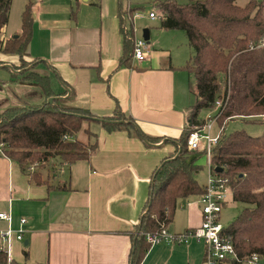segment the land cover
Instances as JSON below:
<instances>
[{
	"label": "crops",
	"instance_id": "0c3cea01",
	"mask_svg": "<svg viewBox=\"0 0 264 264\" xmlns=\"http://www.w3.org/2000/svg\"><path fill=\"white\" fill-rule=\"evenodd\" d=\"M41 1L33 6L34 34L27 58L44 60L57 75L56 92L68 89L64 95L68 97L73 91L71 104L100 116L112 115L119 105L145 134L158 140L147 142L133 131H108L99 122L86 121L84 128L95 136L82 130L78 137L96 143V149L88 159L71 164L51 158L42 169L48 176L42 184L32 182L17 161L1 154L0 212L12 220L0 218V233L10 227L23 229V239L14 234L9 260L16 264H131L134 227L146 210L151 176L164 158L177 154L174 140L190 122L193 105L181 68L185 62L178 58L175 46L148 42L147 59L120 65L123 36L118 0H78L75 16L61 13L62 9H46ZM7 25L3 39L20 33L17 28L6 34ZM0 61L16 65L19 58L0 57ZM18 82L38 88L36 83ZM0 95V99L5 96ZM65 169H69L67 176ZM21 218L27 222L21 224ZM201 222L199 196L192 195L179 200L168 228L184 232ZM3 240L0 235V250ZM205 250L195 238L183 243L163 241L151 244L141 264H205ZM253 264H264V257Z\"/></svg>",
	"mask_w": 264,
	"mask_h": 264
},
{
	"label": "trees",
	"instance_id": "16d2710c",
	"mask_svg": "<svg viewBox=\"0 0 264 264\" xmlns=\"http://www.w3.org/2000/svg\"><path fill=\"white\" fill-rule=\"evenodd\" d=\"M11 5L12 0H0V50L16 54L22 65L6 68L11 70L12 81L35 82L44 98L38 103L24 99L22 105L0 111V155L17 161L32 182L42 184L48 181L42 169L51 158L59 156L62 162L71 164L88 159L96 149V143L89 140L85 145L78 138L82 130L89 137L95 136L84 128L86 121L99 122L108 131H133L147 142L158 140L145 134L119 105L112 115L100 116L71 104L73 91L68 97L64 96L68 89L57 93L51 78L36 69L44 60L27 58L34 34L33 0L23 10L20 33L7 40L2 38ZM156 5L160 8V28L182 30L193 50L190 60L181 66L196 79L197 99L190 123L202 127L206 120L199 118L200 110L215 107L217 100L222 101L216 113L221 127L236 117H257L264 121V47L251 48L264 38V0H249L244 6L236 0H157ZM136 9L118 0L123 36L120 65L132 66L135 30L132 23L127 26V18ZM54 96L57 98L50 103L48 99ZM192 130L188 126L179 138L170 139L178 144L177 154L164 158L151 176L146 210L134 227L131 264H141L151 246L146 233L160 231L173 222L180 199L204 192V185L195 175L202 169L199 161L205 151L189 148ZM211 163L216 173L228 178L233 200L243 204L233 223L224 228L241 258L231 264H242L253 253L264 257V133L253 136L245 130L229 134L221 130L212 147ZM216 167L222 170L217 171ZM24 255L28 256L27 251ZM0 264H15L3 249Z\"/></svg>",
	"mask_w": 264,
	"mask_h": 264
},
{
	"label": "rangeland",
	"instance_id": "374dc122",
	"mask_svg": "<svg viewBox=\"0 0 264 264\" xmlns=\"http://www.w3.org/2000/svg\"><path fill=\"white\" fill-rule=\"evenodd\" d=\"M28 1L29 0H12V5L9 14V21L7 27L5 28L6 34L9 32H15L17 28L19 29L21 28L22 13ZM33 1L35 2L36 0ZM248 1L249 0H236V3L238 5L244 6ZM122 2L124 6L130 5L131 7L137 8L136 9L137 11H134V13L128 16L127 18V26H129L132 23L137 38L142 37L143 30L145 28H148L150 30L151 37L150 40L147 42H149L150 45L152 43H155L157 47L159 44L164 46H175V52H177V54L179 55L178 58L181 59L182 62L187 63L190 60V55L193 50H191L192 48H190L188 44V40L185 36V33L182 30H164L160 28L161 25L160 8L156 5L157 0H122ZM41 3H43L42 5L47 6L46 9L49 8L52 10H54L53 8H56L57 10L62 9V11H60L61 13H63V11H67L68 14H70V16H72L73 12H75L76 14L79 8L78 0H42ZM51 5H53V7ZM151 11L156 12L157 17L155 19L148 18V14ZM0 57L3 58L4 60H8V59L12 60L13 57H16V55L15 54L8 55L0 50ZM10 62L12 63V61ZM2 65L12 66V64L10 63L0 62V66ZM16 65L21 66L22 64L20 62H17ZM30 66L31 64H28V66L26 67L29 68ZM36 69L44 74L45 73L47 75L51 74L52 86L53 88H55L54 90L57 91L56 90L58 83L57 75L51 70H49V68L46 67L45 64H43V62L42 64L38 63ZM185 73H186V82L191 99V105H194L197 99V95L195 94L196 79L194 75L192 73L190 74L187 70H185ZM11 77L12 75L8 68H0V78L11 79ZM15 81L16 82H12L11 80H9L7 82H3L0 80V92H2L6 96V97L5 96L1 97L0 99V111H2L7 107L20 106L22 105L24 99H27L30 102H37V103L43 100L42 98H44V95L41 89L38 87V85L35 86L38 88L27 87V86L24 87L20 82H18L21 80L17 79ZM30 83H35V82H30ZM223 95L224 94L222 93V95L220 96L223 97ZM226 99H228V97ZM216 113H217V109L215 107L203 108L199 112V118L207 120L209 117H214ZM221 130H223L226 134H229L237 130H245L250 135L258 136L264 133V121L263 119L261 120L260 118L257 117H250V118L236 117L228 120L227 123L223 127H221L216 120L211 132L215 135H219ZM78 138L79 140L82 141L83 144L88 145L89 142L88 139H83L80 137ZM55 158L60 159L59 156ZM199 162L202 165V169L195 175V177L197 181L202 185L208 179L210 173V165L207 160V157L204 155ZM65 171H66L65 175L67 176L69 169H65ZM242 207H243L242 203L233 200L232 191L229 190L227 193V202L225 203V205L222 207L221 210V215L219 220L220 224L224 228H227L229 225H231L238 216V214L240 213ZM169 232L180 233V232H175L171 229H169ZM3 247H6L5 241L3 242L2 248Z\"/></svg>",
	"mask_w": 264,
	"mask_h": 264
},
{
	"label": "built area",
	"instance_id": "2783aa9c",
	"mask_svg": "<svg viewBox=\"0 0 264 264\" xmlns=\"http://www.w3.org/2000/svg\"><path fill=\"white\" fill-rule=\"evenodd\" d=\"M148 17L155 19L157 14L155 11H151ZM256 47H264V38L257 44L251 45V48ZM149 52L150 47L147 40L143 36L137 38L135 35L133 59L143 61L148 58ZM221 105L222 101L217 100L215 108L218 109ZM216 120V115L209 117L202 127L192 125L190 122L188 123V126L193 128L188 137L189 148L193 150H204L210 165V173L204 185V192L199 196L202 212L201 224L198 227L180 233H170L168 227H163L155 233L147 232L146 238L152 245L163 241L183 243L188 242L191 238H195L201 240L205 245V264H231L233 261H241V258L235 249L231 236L224 233V227L219 222L222 207L227 202V193L229 190H232L228 178L216 173L211 163L212 147L217 143L219 137V135L211 132ZM0 218L8 221L12 220L11 216L6 212H0ZM20 222L24 224L27 220L21 218ZM15 233H17V239H23V229L21 228L16 231L10 227L0 233L6 242V247L2 249L7 254ZM261 258L259 254L253 253L243 259V262L253 264L259 262Z\"/></svg>",
	"mask_w": 264,
	"mask_h": 264
},
{
	"label": "water",
	"instance_id": "95a60500",
	"mask_svg": "<svg viewBox=\"0 0 264 264\" xmlns=\"http://www.w3.org/2000/svg\"><path fill=\"white\" fill-rule=\"evenodd\" d=\"M15 36H17V34H16ZM143 37H144L147 41L150 40V30H149L148 28H145V29L143 30ZM55 98H57V97H56V96H54V97H50V98L48 99V101H49L50 103H52L53 100H54ZM215 169H216L217 171H221V170H222V168H220V167H216ZM27 242H28V241H25V244H27Z\"/></svg>",
	"mask_w": 264,
	"mask_h": 264
}]
</instances>
